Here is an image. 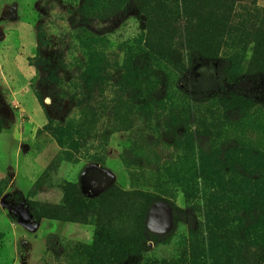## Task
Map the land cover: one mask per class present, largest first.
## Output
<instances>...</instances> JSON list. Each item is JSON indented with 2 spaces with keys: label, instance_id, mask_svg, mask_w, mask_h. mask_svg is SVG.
Instances as JSON below:
<instances>
[{
  "label": "rangeland",
  "instance_id": "374dc122",
  "mask_svg": "<svg viewBox=\"0 0 264 264\" xmlns=\"http://www.w3.org/2000/svg\"><path fill=\"white\" fill-rule=\"evenodd\" d=\"M92 165L121 198L89 260ZM126 242L123 264H264V0H0V264Z\"/></svg>",
  "mask_w": 264,
  "mask_h": 264
},
{
  "label": "trees",
  "instance_id": "16d2710c",
  "mask_svg": "<svg viewBox=\"0 0 264 264\" xmlns=\"http://www.w3.org/2000/svg\"><path fill=\"white\" fill-rule=\"evenodd\" d=\"M137 84L139 86L141 85L139 79L137 80ZM120 195H121V193L117 189L108 190L107 192L101 194L100 196H97V197L92 198V199H86L84 196L82 197L80 195L79 206L82 207V211H83V213H81L79 215L80 222H87V218H88L89 214H93L96 218V219H94V221L92 223L96 227V234H95L94 243L91 246V248H88V247L85 248L84 247V249H83V253L89 257L88 258L89 260H91L92 257L94 256V251L97 250V247L99 248L102 246L101 239L103 237H106V233H108L107 228L110 229L111 224H112V220H108L107 222H105L106 219H110L108 217L109 214L107 213L109 211V206L111 204H115L116 201L121 198ZM121 204H122L121 206H123V207L126 206L125 202H121ZM59 215H60V213L58 211L54 210V215L52 217H48V216H46V217L47 218H53L54 216L56 217ZM65 218H67V219H64V220H67V221L74 220V219H68L69 217H65ZM55 219L61 220L60 218H55ZM126 244L127 245L123 247L122 253L118 259L119 264H123L125 259L136 254L135 248L133 249L129 245V242H126ZM124 255L126 257H124Z\"/></svg>",
  "mask_w": 264,
  "mask_h": 264
},
{
  "label": "crops",
  "instance_id": "0c3cea01",
  "mask_svg": "<svg viewBox=\"0 0 264 264\" xmlns=\"http://www.w3.org/2000/svg\"><path fill=\"white\" fill-rule=\"evenodd\" d=\"M82 180L84 184H87V188L83 185L84 190L93 196L101 194L114 183L112 177L107 173V171L97 165L88 167L83 174ZM90 181L92 182L90 183ZM159 204L162 205V203Z\"/></svg>",
  "mask_w": 264,
  "mask_h": 264
},
{
  "label": "water",
  "instance_id": "95a60500",
  "mask_svg": "<svg viewBox=\"0 0 264 264\" xmlns=\"http://www.w3.org/2000/svg\"><path fill=\"white\" fill-rule=\"evenodd\" d=\"M164 206L168 209V213H170L171 212V209H170V207L169 206H167V205H165L164 204Z\"/></svg>",
  "mask_w": 264,
  "mask_h": 264
},
{
  "label": "flooded vegetation",
  "instance_id": "af4514ba",
  "mask_svg": "<svg viewBox=\"0 0 264 264\" xmlns=\"http://www.w3.org/2000/svg\"><path fill=\"white\" fill-rule=\"evenodd\" d=\"M157 206H161V207L165 208V206H163V205H157ZM157 206H156V207H157ZM166 210H167V208H166ZM167 211H168V210H167Z\"/></svg>",
  "mask_w": 264,
  "mask_h": 264
}]
</instances>
